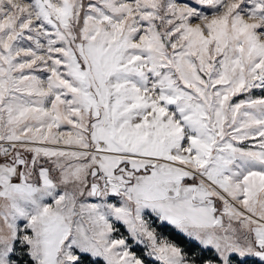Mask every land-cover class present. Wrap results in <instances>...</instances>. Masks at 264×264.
Masks as SVG:
<instances>
[{
    "label": "snow or ice",
    "instance_id": "6c2138e0",
    "mask_svg": "<svg viewBox=\"0 0 264 264\" xmlns=\"http://www.w3.org/2000/svg\"><path fill=\"white\" fill-rule=\"evenodd\" d=\"M0 264H264V0H0Z\"/></svg>",
    "mask_w": 264,
    "mask_h": 264
}]
</instances>
